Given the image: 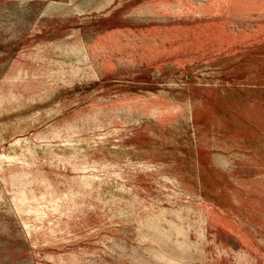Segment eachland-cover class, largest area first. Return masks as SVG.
I'll list each match as a JSON object with an SVG mask.
<instances>
[{
  "label": "rangeland",
  "instance_id": "374dc122",
  "mask_svg": "<svg viewBox=\"0 0 264 264\" xmlns=\"http://www.w3.org/2000/svg\"><path fill=\"white\" fill-rule=\"evenodd\" d=\"M0 264H264V0L0 1Z\"/></svg>",
  "mask_w": 264,
  "mask_h": 264
},
{
  "label": "crops",
  "instance_id": "0c3cea01",
  "mask_svg": "<svg viewBox=\"0 0 264 264\" xmlns=\"http://www.w3.org/2000/svg\"><path fill=\"white\" fill-rule=\"evenodd\" d=\"M0 1H15V0H0Z\"/></svg>",
  "mask_w": 264,
  "mask_h": 264
}]
</instances>
